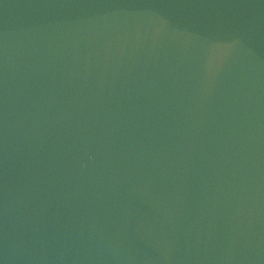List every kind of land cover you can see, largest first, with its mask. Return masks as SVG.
I'll return each mask as SVG.
<instances>
[{"label": "water", "instance_id": "water-1", "mask_svg": "<svg viewBox=\"0 0 264 264\" xmlns=\"http://www.w3.org/2000/svg\"><path fill=\"white\" fill-rule=\"evenodd\" d=\"M0 264H264V0H0Z\"/></svg>", "mask_w": 264, "mask_h": 264}]
</instances>
